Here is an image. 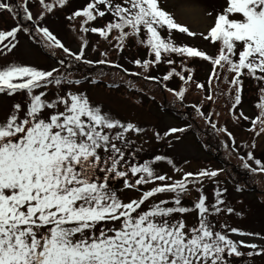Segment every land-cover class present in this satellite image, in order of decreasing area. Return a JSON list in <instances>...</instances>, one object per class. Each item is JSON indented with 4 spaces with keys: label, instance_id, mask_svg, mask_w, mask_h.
<instances>
[{
    "label": "snow or ice",
    "instance_id": "snow-or-ice-1",
    "mask_svg": "<svg viewBox=\"0 0 264 264\" xmlns=\"http://www.w3.org/2000/svg\"><path fill=\"white\" fill-rule=\"evenodd\" d=\"M38 3L43 9L38 19L42 20L55 8L64 7L68 0H38ZM225 5L207 32L199 33L204 40L219 45L215 54L196 46L177 45L171 37L173 30L189 37L197 33L177 23L159 0H88L68 19L80 20L81 33H96L105 40L116 32L113 39L120 51L129 38L143 33L145 39L139 42L154 59H135L132 63L148 72L163 60L171 69L163 76L164 81L178 76L185 84L195 82V70L185 64L194 58L212 65L208 85L219 80L220 71L232 74L230 80L228 75L224 76L229 91L235 93L231 111L242 102L243 76L264 83V0H225ZM3 12L13 18L22 13L24 20L33 22L34 32L45 47L61 49L74 62L112 63L106 59L107 52H101L102 59L96 61L86 58L88 41L83 36L78 52H71L48 27L40 26L34 19L28 0H0V13ZM106 14L112 20L100 27L89 26ZM21 30L30 33V27L21 28L20 24L0 30V47L8 52L15 49ZM163 30L168 32L167 37L162 36ZM173 55L182 58L181 72L174 67ZM59 64L63 66L65 60L61 58ZM80 83L72 78L71 72L60 68L44 70L18 63L0 67V94L26 95L25 101L14 103L0 121V264H228L227 257L264 254V244L231 238V234H236L264 241L260 233L243 231L227 223L218 227L210 219L222 212H234L232 207L225 206L220 189L215 191L212 204L203 193V180L216 178L223 169L185 172L162 155L151 162H130L120 145L127 147L131 143L127 133H141L144 129L105 112L84 92L67 90L51 100L45 98L49 86L63 88ZM195 86L210 92L203 83L196 82ZM168 91L182 101L187 88ZM260 91L259 115L250 121L256 135L264 133V88ZM206 99L212 100L211 94ZM196 111L235 145L232 133L224 127L217 128L211 122V114L205 115L200 108ZM241 118L249 120L242 112L233 116L234 120ZM185 130L173 127L164 135ZM246 156L247 159L240 157L245 169L264 173V163L254 160L252 151ZM252 160L256 167L248 163ZM159 161L171 165L180 178L158 174L153 163ZM113 179L122 180L124 189L141 186L146 190L125 202L112 189ZM192 191L199 193L198 199L191 208L183 206V198ZM161 194H171L170 199L156 201ZM190 211L198 214V222L191 226L183 218ZM241 247L250 250L242 253Z\"/></svg>",
    "mask_w": 264,
    "mask_h": 264
},
{
    "label": "rangeland",
    "instance_id": "rangeland-1",
    "mask_svg": "<svg viewBox=\"0 0 264 264\" xmlns=\"http://www.w3.org/2000/svg\"><path fill=\"white\" fill-rule=\"evenodd\" d=\"M87 2L88 0H68L64 7L55 8L52 13L45 14L42 20L38 19L39 12L43 11L38 0H28V7L39 25L48 27L71 52H78L81 45V36H83L88 41L86 58L93 60L102 59L100 53L107 52V60L122 65L127 69L133 68L136 70L138 66L132 61L135 59H147V54L142 48H138L139 51L136 50L134 39L129 38L125 43L124 49L120 51L115 47L116 41L113 39L117 35L116 32H113L109 39L105 40L96 33H81L79 31L80 20L68 19L73 11L82 8ZM159 3L164 10L174 17L177 23L187 26L190 31L197 33V36L189 37L187 34L173 30L171 37L177 45L196 46L209 54L216 53L219 45L204 40L199 33L207 32V29L214 22L217 12L226 6L225 0H159ZM207 13L212 15L209 16ZM9 15L6 12L0 13V30H8L16 22V18L9 17ZM110 20H112L111 15L106 14L104 18H98L89 26L100 27ZM30 26L27 24L26 27ZM161 34L164 37L169 35L166 30H163ZM140 38L142 39V35ZM15 43L17 46L11 52L0 47V67L18 63L50 70L57 66L54 60L56 55L67 60L70 58L58 48H49L47 49L49 51L41 49L39 45L37 46V44L35 45L29 41L23 30L17 33V41ZM93 49L96 50L94 51ZM43 51H46L47 54ZM171 58L175 61L174 66L181 67V57L173 55ZM162 62L164 61L162 60ZM75 63L74 61L73 63L71 62L68 64V69L66 67L62 71H70L74 78L82 76V72L76 70ZM185 64L194 66L197 80L205 82L211 66L210 63L194 58L187 60ZM69 65L71 66L69 67ZM165 65L168 64L165 63ZM81 68L79 66L80 70ZM104 71L103 75L96 76H102L109 81H112L111 76L123 78L118 71V74L109 70ZM163 72H165V69L158 67L151 71V74L159 75ZM242 78L243 100L235 108L234 112H229V114L221 101H207L205 100L206 94L204 92H201V90L195 91L193 88H187L186 96L181 101L168 89L163 93L162 91H157L153 86L146 87L144 93L150 95L151 98L154 97L152 102L146 96L134 94L133 92H137L134 89L127 91L126 85L108 88L101 84L85 81L79 85H65L63 88H57L54 85L53 87L50 86L51 88L47 89L45 98L51 100L57 94H63L67 90L84 92L94 105H101L105 112H109L124 123L132 122L144 129L141 133H127L126 136L131 143L127 147L120 145L126 153L125 158L130 162L141 163L147 158L162 155L171 158L176 167L183 169V171H199L206 168L209 170L223 169L216 178L203 180V193L207 197V202L212 204L215 202V191L220 189L222 198L226 202L225 206L232 207L234 212L231 214L222 212L219 215L210 217V219L218 227L220 224L227 223L230 227H237L247 232L260 233L261 236H264V173H253L249 169H245L243 162L240 160L241 156L247 159L246 153L252 151L254 160L260 159L264 163V133L256 135V132L251 130L252 125L250 123L252 119L259 115V112L255 110L254 103L260 101V89L264 88V83L258 82L247 75ZM177 79L176 77L175 80ZM25 99V93L12 96L0 94V121L4 120L9 114L14 103H23ZM187 100L199 103L201 111L205 115L211 114V122L216 123L217 128L224 127L228 132L232 133L235 138V145L225 133H217L198 113L195 115ZM159 105H163L165 108L162 109ZM241 112L244 116L249 117V120L242 118L239 120L233 119L234 115L238 116ZM217 113L219 115H216ZM183 125H188V129L184 132L176 135H163L170 128H181ZM258 130L259 126H257L256 131ZM157 133L161 139H157ZM198 136L204 145L197 139ZM253 143L255 144L254 148L251 147ZM135 155H138L136 157L139 159ZM254 160L248 161L252 167H256ZM153 167L158 174L166 173L173 179H179L180 177V174L176 173L166 161L155 162ZM117 180H111L110 184ZM234 185L241 186V191L237 192ZM148 187H151V185ZM115 189L125 202L129 200L131 194H133L132 199L137 198L140 194V192H133L131 189H124L123 184L117 185ZM142 190H146V188H141ZM128 192L130 194L126 195ZM170 195L161 194L155 199L156 201L159 199H170ZM198 195L199 193L192 191L183 198L182 205L186 204V207L191 208L189 205H193V202L198 199ZM237 213L240 215H237ZM177 218L180 217L177 216ZM183 218L189 226L198 222L196 211L183 214ZM231 238L234 240L243 239L249 243L264 244V241L259 238L241 237L236 234H231ZM249 250L243 247L240 248L242 253H247ZM227 259L228 264H264V254L253 257H248L247 255L241 257L231 256L227 257Z\"/></svg>",
    "mask_w": 264,
    "mask_h": 264
},
{
    "label": "trees",
    "instance_id": "trees-1",
    "mask_svg": "<svg viewBox=\"0 0 264 264\" xmlns=\"http://www.w3.org/2000/svg\"><path fill=\"white\" fill-rule=\"evenodd\" d=\"M118 1L119 0H117V2ZM141 35L143 36V33H141ZM141 35L139 37H132V39H134V46H135L136 50H138V48H142V50L145 51L146 54L149 55L148 48L145 45H143V44H141L139 42L140 40L145 39L144 36L141 39L140 38ZM148 55H146L147 59H148V57L150 59H154V57L151 58ZM75 65H76V70L79 71V72H82V76L79 79L80 81L87 80L88 76L103 75L105 73L104 70H109L110 72H113V73H116V74H118L117 73V71H118L123 76V78H117V77L111 76V80L112 81L108 80L111 83L110 85H113V84H115L116 86L117 85H121V86L126 85V89L127 90H133L134 89L135 91L144 92L145 88L149 87V86H153L154 88H156L157 91H162L163 93L166 92L167 88L168 89H173L175 91L179 90L181 87L193 88L195 91L199 90L195 86V83H196L195 79H194L195 82H189L188 84H185L184 81H181L179 79L180 80V85H178V83L176 82L177 80H175V78L178 77V76H173L168 81H164L162 79H158L156 77V74H154V73L151 74V71H153L154 69H157L158 67H160L161 65H159V64L153 65L149 69L148 72H144L139 67H137L136 70L131 68L128 71H124L123 70L124 68H115L114 66H109L107 64H103V65H101V64L85 65V64H82L80 62H76ZM75 65L73 64V66H75ZM79 66L82 67L81 70L79 69ZM186 67L194 69L192 67V65H186ZM170 70L171 69L169 68V71ZM98 71H99V73H98ZM181 71H182V67L177 72H181ZM218 71H220V70L218 69ZM137 72H139L140 75H132L131 74V73H137ZM185 75H186V73H185ZM225 75H228V79L229 80L231 79V75L232 74H228V73H225L223 71H220L219 80H213L211 85L205 86L206 89L210 88V92L209 91H201V92H204V94H206V96L211 94L213 101H217V100L221 101L224 104V106L226 107L227 113L229 114V112L232 113L235 110V109H232L230 111V109L232 108V103H233L232 96H234L235 93H234V90L231 91V92L229 91L230 85L225 82V80H224V76ZM147 76H152V77H155L156 79L155 80L146 79ZM100 77H102V76H100ZM139 83H140V85H139ZM173 94H174V92H173ZM173 94H172V96H173ZM185 96H186V92H185ZM205 100L209 101L208 99H205ZM187 102L191 105L192 110L194 111V113H197V111L195 109V106H196L197 102H192L190 100H187ZM259 102L260 101H257V102L254 103V107H255V110L257 112L260 111L259 108L257 107V104Z\"/></svg>",
    "mask_w": 264,
    "mask_h": 264
}]
</instances>
